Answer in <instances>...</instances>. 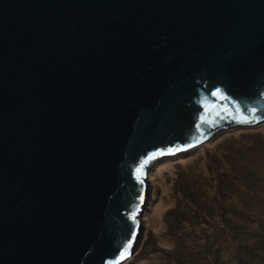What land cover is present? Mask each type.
<instances>
[{
    "label": "water",
    "instance_id": "water-1",
    "mask_svg": "<svg viewBox=\"0 0 264 264\" xmlns=\"http://www.w3.org/2000/svg\"><path fill=\"white\" fill-rule=\"evenodd\" d=\"M263 121L264 0H0V264L121 263L148 168Z\"/></svg>",
    "mask_w": 264,
    "mask_h": 264
},
{
    "label": "rangeland",
    "instance_id": "rangeland-1",
    "mask_svg": "<svg viewBox=\"0 0 264 264\" xmlns=\"http://www.w3.org/2000/svg\"><path fill=\"white\" fill-rule=\"evenodd\" d=\"M151 166L143 236L119 264H264V121Z\"/></svg>",
    "mask_w": 264,
    "mask_h": 264
},
{
    "label": "snow or ice",
    "instance_id": "snow-or-ice-1",
    "mask_svg": "<svg viewBox=\"0 0 264 264\" xmlns=\"http://www.w3.org/2000/svg\"><path fill=\"white\" fill-rule=\"evenodd\" d=\"M219 91H220V90L217 89L216 92L213 93V95H217V94L219 93ZM253 111H254V109H253ZM154 158H155V155H154V154H151V155L148 157V159H154ZM144 163H147V160H145ZM137 171L139 172L140 169H137ZM133 218H134V217H133ZM130 245H131V241H129V245H128V246H130ZM126 252H127V247L124 249V251H122V252L120 253L118 259H124L125 255H126ZM113 264H115V262H113Z\"/></svg>",
    "mask_w": 264,
    "mask_h": 264
},
{
    "label": "bare ground",
    "instance_id": "bare-ground-1",
    "mask_svg": "<svg viewBox=\"0 0 264 264\" xmlns=\"http://www.w3.org/2000/svg\"><path fill=\"white\" fill-rule=\"evenodd\" d=\"M195 149V147H193V148H190V149H188L186 152H183V153H187V152H190V151H193ZM180 154H182V152H180ZM175 157L176 156H179V154H176V155H174ZM173 155H172V157H174ZM166 158H171V156H168V157H166ZM163 159V158H162ZM158 161V160H157ZM168 163H170V162H168ZM153 165H155V163L153 164ZM153 166H151V168H152ZM151 168H149V169H151ZM154 168V167H153ZM149 171V170H148ZM123 262V261H122Z\"/></svg>",
    "mask_w": 264,
    "mask_h": 264
},
{
    "label": "clouds",
    "instance_id": "clouds-1",
    "mask_svg": "<svg viewBox=\"0 0 264 264\" xmlns=\"http://www.w3.org/2000/svg\"><path fill=\"white\" fill-rule=\"evenodd\" d=\"M239 127H249V126H239ZM200 145H201V144H200ZM198 146H199V145H198ZM182 152H183V151H182ZM176 154H180V152H179V153H176ZM176 154H173V156L176 155ZM167 157H168V156H167ZM171 157H172V156H171ZM163 158H166V157H163ZM161 159H162V158H161ZM156 162H157V161H156ZM156 162H155V163H156ZM153 164H154V163H153ZM153 164H152V165H153ZM149 168H150V167H149ZM149 168H148V169H149ZM147 171H148V170H147ZM147 177H148V174H147Z\"/></svg>",
    "mask_w": 264,
    "mask_h": 264
}]
</instances>
